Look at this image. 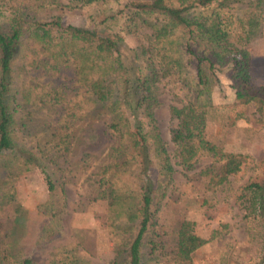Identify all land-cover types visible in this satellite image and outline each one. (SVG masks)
I'll use <instances>...</instances> for the list:
<instances>
[{
	"label": "trees",
	"instance_id": "obj_1",
	"mask_svg": "<svg viewBox=\"0 0 264 264\" xmlns=\"http://www.w3.org/2000/svg\"><path fill=\"white\" fill-rule=\"evenodd\" d=\"M28 1L0 0V155L11 151L26 168H30L28 164L40 168L52 199L58 179L47 169L48 159L36 144L19 143L14 126L25 132L27 124L16 113L23 110V104L39 101L46 104L47 111L59 107V130L68 129L71 122L86 115L92 122L101 120L116 138L110 160L94 174L100 196L116 230L134 228L126 247L116 251L115 262L154 264L148 256L155 253L157 243L150 235L174 173L155 123L157 84H170L174 97L183 95L180 106H170L171 116L177 119L171 139L178 147L180 162L188 165L197 155H209L212 163L202 171L207 186L225 183L240 171L247 157L226 152L205 137L207 114L213 106L211 93L219 69L229 67L236 102L251 106L264 117V85L252 84L251 57L244 48L259 33L264 0L250 1L240 15L225 9L230 7L228 0H127L121 9L99 21L103 26L92 27L64 23L58 15L38 18L29 11ZM78 1L90 4L96 0ZM141 26L148 27L150 33L145 43L133 49L137 65L131 77L121 44L126 34ZM221 44L236 46L237 56L222 53L218 49ZM52 136L63 152L79 143L70 130L58 136L46 133V139ZM17 147L20 151L15 154ZM95 157L85 152L79 165L90 167L97 162ZM153 168L155 174H151ZM124 175L135 180L134 187ZM262 176L241 188L238 199L245 217H263L264 164ZM15 177L10 163L1 166L0 184ZM6 193L0 187V200ZM218 232L215 229L204 238L196 232L195 222L184 218L176 232L172 264H190L192 254ZM73 259L58 264H80L78 257L73 255ZM0 264L35 263L30 258L11 260L0 252Z\"/></svg>",
	"mask_w": 264,
	"mask_h": 264
},
{
	"label": "rangeland",
	"instance_id": "obj_2",
	"mask_svg": "<svg viewBox=\"0 0 264 264\" xmlns=\"http://www.w3.org/2000/svg\"><path fill=\"white\" fill-rule=\"evenodd\" d=\"M126 1L96 0L83 4L78 0H29L26 5L38 18L58 15L64 23L92 27L98 26L107 13L121 9ZM228 1L230 7L225 9L240 15L252 0ZM23 4L25 6V2ZM258 32L244 48L251 57L252 84L264 85V18ZM149 33L148 27L141 26L135 33L126 34L121 44L131 77L137 65L133 49L145 43ZM218 49L230 57L238 54L237 47L231 44H221ZM229 69L224 66L217 72L205 137L226 152L240 153L247 158L239 172L216 187L207 186L202 174L212 163L209 155H197L188 165L180 162L178 147L171 139V129L175 128L177 119L171 116L170 106H180L183 95L174 97L170 84L163 81L157 84L155 123L174 173L150 235L157 243L155 253L148 256L154 264H172L176 232L184 218L193 220L196 232L204 238H209L215 229L219 231L192 254L190 264H264V214L263 217H245L244 206L238 199L244 184L263 178L264 117L260 118L251 106L236 102ZM15 75L19 73L16 71ZM28 75L24 74L25 80ZM38 102L23 104V110L16 113L17 118L26 119L27 129L24 132L15 125L14 134L21 145L36 144L45 153L47 169L58 179V187L50 199L40 168L31 164L26 168L11 151L0 155V169L10 163L16 173L12 182L4 179L0 184L7 190L6 197L0 200V252L11 260L30 258L35 264L69 262L74 260L73 255L80 259V264H116V251L126 247L134 228L122 232L110 224L106 201L100 196L98 177L94 175L100 165L110 160L116 135L108 131L101 120L92 122L90 115L74 120L68 129L59 130V107L47 111L46 104ZM148 129L145 123V133ZM69 130L79 139L70 151L63 152L55 136L46 139L49 131L58 136ZM18 151L17 147L15 154ZM85 152L96 155L97 162H92L90 167L79 165L80 155ZM83 167H86L84 172ZM151 174H155L154 168ZM124 177L134 187L135 180Z\"/></svg>",
	"mask_w": 264,
	"mask_h": 264
}]
</instances>
